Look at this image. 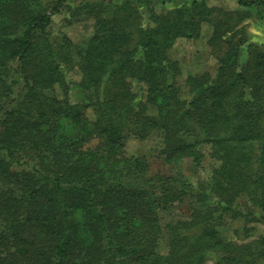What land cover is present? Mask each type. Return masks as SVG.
Listing matches in <instances>:
<instances>
[{"label":"trees","instance_id":"trees-1","mask_svg":"<svg viewBox=\"0 0 264 264\" xmlns=\"http://www.w3.org/2000/svg\"><path fill=\"white\" fill-rule=\"evenodd\" d=\"M63 13L92 34L54 36ZM249 18L264 25V0H0V264H264V41ZM204 23L218 67L181 81L172 50ZM152 134L168 164L209 159L207 177L126 152ZM227 218L244 234L226 238Z\"/></svg>","mask_w":264,"mask_h":264},{"label":"rangeland","instance_id":"rangeland-1","mask_svg":"<svg viewBox=\"0 0 264 264\" xmlns=\"http://www.w3.org/2000/svg\"><path fill=\"white\" fill-rule=\"evenodd\" d=\"M212 5L224 6L229 9L237 7V0H208ZM63 14L53 15V20L50 25L51 33L54 36H61L66 34L72 40L76 42H82L86 40L93 32L92 22H77L75 24H69ZM247 28L253 39L256 41H264V25L257 22L254 18L246 20ZM212 33V27L208 23H204L201 30V37L198 39H186L182 38L176 41L172 50V55L179 59L183 72L180 77L181 81H184L188 75H198L204 72L215 73L218 67V61L210 51L208 40ZM73 80H78L80 77L78 74H72ZM136 89V88H135ZM139 90V89H137ZM71 101L79 102L80 98L74 91L71 93ZM158 141V135L152 134L146 140H139L136 138H129L126 143V152L131 155H143L147 158L150 170L153 174L156 173H181L186 176H190L192 180L200 178H206L209 173V159L204 160V165L201 169H195L190 160H184L177 164H168L158 158L153 151ZM95 145V142H91L89 146ZM176 214L184 212V208L175 211ZM167 214L164 215V217ZM247 222L244 219L227 218L220 225V230L226 238L235 237V232L239 230L241 235L244 234V227ZM255 232L264 233V223L255 222ZM254 232V233H255ZM162 246H166L165 242H162Z\"/></svg>","mask_w":264,"mask_h":264}]
</instances>
